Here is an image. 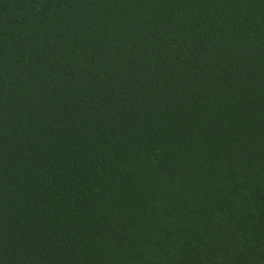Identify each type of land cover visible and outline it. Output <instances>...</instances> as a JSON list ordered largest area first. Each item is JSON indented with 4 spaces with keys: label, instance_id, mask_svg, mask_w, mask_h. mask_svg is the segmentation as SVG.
<instances>
[{
    "label": "trees",
    "instance_id": "16d2710c",
    "mask_svg": "<svg viewBox=\"0 0 264 264\" xmlns=\"http://www.w3.org/2000/svg\"><path fill=\"white\" fill-rule=\"evenodd\" d=\"M0 264H264V0H0Z\"/></svg>",
    "mask_w": 264,
    "mask_h": 264
}]
</instances>
